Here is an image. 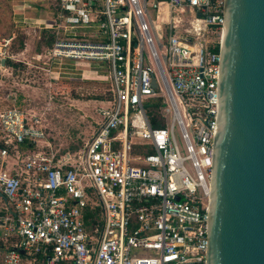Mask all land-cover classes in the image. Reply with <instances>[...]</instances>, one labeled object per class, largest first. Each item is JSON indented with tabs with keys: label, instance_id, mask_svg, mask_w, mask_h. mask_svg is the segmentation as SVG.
<instances>
[{
	"label": "built area",
	"instance_id": "2783aa9c",
	"mask_svg": "<svg viewBox=\"0 0 264 264\" xmlns=\"http://www.w3.org/2000/svg\"><path fill=\"white\" fill-rule=\"evenodd\" d=\"M45 1L19 0L17 24L52 34L55 65L108 73L113 102L64 156L20 153L39 120L0 112L3 264H206L224 0H51V19L25 16ZM158 97L161 128L145 110Z\"/></svg>",
	"mask_w": 264,
	"mask_h": 264
},
{
	"label": "water",
	"instance_id": "95a60500",
	"mask_svg": "<svg viewBox=\"0 0 264 264\" xmlns=\"http://www.w3.org/2000/svg\"><path fill=\"white\" fill-rule=\"evenodd\" d=\"M209 184L206 264H264V0H224Z\"/></svg>",
	"mask_w": 264,
	"mask_h": 264
},
{
	"label": "rangeland",
	"instance_id": "374dc122",
	"mask_svg": "<svg viewBox=\"0 0 264 264\" xmlns=\"http://www.w3.org/2000/svg\"><path fill=\"white\" fill-rule=\"evenodd\" d=\"M18 3L19 0H0V112L15 107L37 116L49 143L60 154L82 150L103 123L100 110L112 106L109 74L93 73L98 68L96 65H81L80 72L89 68L84 78L57 80L53 73L60 66L51 64L46 57L48 33L37 40L34 28L17 24L14 14ZM35 4L31 3L32 9L26 11L31 19L48 17L53 12L51 0ZM216 39V36L209 38ZM21 51L25 54L19 56ZM37 54L42 56L37 58ZM156 100L161 101L158 114L162 118L164 99L158 97ZM169 121L170 118L166 124ZM3 208L0 199V220L5 216ZM3 238L0 228V260L6 251Z\"/></svg>",
	"mask_w": 264,
	"mask_h": 264
},
{
	"label": "crops",
	"instance_id": "0c3cea01",
	"mask_svg": "<svg viewBox=\"0 0 264 264\" xmlns=\"http://www.w3.org/2000/svg\"><path fill=\"white\" fill-rule=\"evenodd\" d=\"M19 4L20 3H18L17 5H16V12L15 13H17V12H20L19 11ZM38 5H40V3H38V4H35V6H38ZM53 9H54V6L52 5L51 6ZM31 10V9H30ZM54 12V11H53ZM53 12L48 16V17H46V16H40V17H37V18H34V19H38V20H42V21H44V20H49V19H51L52 17H53ZM25 16L26 17H31V14L28 12H26L25 13ZM20 17H17L16 16V19H19ZM24 28V27H23ZM25 29H29V28H25ZM34 32H35V37L37 38V40H42L43 39V37H44V34H46V33H48V35H49V39L48 40H50L51 39V41L53 42V36H52V34L49 32V31H46V32H38L37 30H34ZM26 35H29V34H26ZM26 37H28V36H26ZM28 39V38H27ZM26 39V40H27ZM48 40L46 41V43L48 42ZM28 42H29V40H28ZM52 42H51V44H52ZM46 47V50L48 49L49 50V46L47 47V45H45ZM51 46V45H50ZM27 47H28V45H27ZM25 51H27V50H25ZM25 51L23 52V51H21V53L19 54V56L20 55H24L25 54ZM48 52V51H47ZM42 55H40V54H37L36 55V57L37 58H40ZM46 57H48V53H47V55H46ZM48 61L51 63V64H56V63H54V62H51L50 60H49V58H48ZM81 65H83V66H90L91 64H86V63H83V62H73V61H70V60H66V59H64V60H62L61 61V63H60V65H58V66H60V67H58V70L57 71H55L53 74H55L56 76H55V78L57 79V80H73V81H75V80H78V79H81V78H84V76L87 74V71H88V69H86V70H83L82 72H80V70H81ZM93 73H96V74H98V73H101L102 75H104L106 72H104V71H102L101 69H99V67L98 68H95V72H93ZM87 76V75H86ZM54 77V76H53ZM21 110V109H20ZM105 110V108L104 109H102V110H100L101 111V113H102V111H104ZM24 112V111H23ZM27 114V113H26ZM27 116L28 117H34L35 119H37V120H39V123H40V126H41V128H42V130H43V126H42V123H41V120L37 117V116H35V115H30V114H27ZM43 132H44V139L42 140V142H40V143H38V144H30V148L28 149V150H21L20 149V147H19V151H20V153H24V154H30V153H37V152H42V150L43 151H52V152H57V154L59 155V156H64V155H67V154H73V153H65V154H60V152L59 151H57V150H54V147H52V145L49 143V141H48V139L46 138V135H45V131L43 130ZM27 145H29V143H27ZM7 161V165H6V167H7V170L9 171V172H11L12 174L14 173V171H17L18 170V167H17V164H16V160L13 158V159H8V160H6ZM0 199L3 201V204H4V214H6V209H5V206H6V201H5V199L0 195ZM8 245H6V247H7ZM4 254H5V252H4ZM4 254H3V256H2V258H1V260H0V264H3V257H4Z\"/></svg>",
	"mask_w": 264,
	"mask_h": 264
},
{
	"label": "trees",
	"instance_id": "16d2710c",
	"mask_svg": "<svg viewBox=\"0 0 264 264\" xmlns=\"http://www.w3.org/2000/svg\"><path fill=\"white\" fill-rule=\"evenodd\" d=\"M51 42H52L51 39L48 40L46 45L50 46ZM160 106H161L160 100H156V101L150 100L145 104V110H146V114L148 116V119L150 121V124L153 127H157V128L164 127V121L162 118H160V116L158 114V109L160 108ZM30 147H31L30 144L27 145V143L20 145L21 150H28Z\"/></svg>",
	"mask_w": 264,
	"mask_h": 264
}]
</instances>
